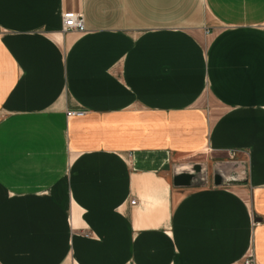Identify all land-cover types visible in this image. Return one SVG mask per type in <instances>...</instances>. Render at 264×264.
Returning a JSON list of instances; mask_svg holds the SVG:
<instances>
[{
	"label": "crops",
	"instance_id": "crops-1",
	"mask_svg": "<svg viewBox=\"0 0 264 264\" xmlns=\"http://www.w3.org/2000/svg\"><path fill=\"white\" fill-rule=\"evenodd\" d=\"M248 255L264 264V0H0V264Z\"/></svg>",
	"mask_w": 264,
	"mask_h": 264
},
{
	"label": "built area",
	"instance_id": "built-area-1",
	"mask_svg": "<svg viewBox=\"0 0 264 264\" xmlns=\"http://www.w3.org/2000/svg\"><path fill=\"white\" fill-rule=\"evenodd\" d=\"M61 19V31H68V30H74V31H82L83 30V19L82 15L79 12L75 11H64L60 14ZM79 110H67L66 115H74L79 114ZM130 203L133 204L134 200H130ZM242 264H254L253 259L251 256H246Z\"/></svg>",
	"mask_w": 264,
	"mask_h": 264
},
{
	"label": "water",
	"instance_id": "water-1",
	"mask_svg": "<svg viewBox=\"0 0 264 264\" xmlns=\"http://www.w3.org/2000/svg\"><path fill=\"white\" fill-rule=\"evenodd\" d=\"M177 176H178V173L173 177L174 181L178 178ZM174 181H173V183H175ZM176 184H178V183H176Z\"/></svg>",
	"mask_w": 264,
	"mask_h": 264
},
{
	"label": "rangeland",
	"instance_id": "rangeland-1",
	"mask_svg": "<svg viewBox=\"0 0 264 264\" xmlns=\"http://www.w3.org/2000/svg\"><path fill=\"white\" fill-rule=\"evenodd\" d=\"M248 256H250V255H248ZM252 258V257H251Z\"/></svg>",
	"mask_w": 264,
	"mask_h": 264
}]
</instances>
